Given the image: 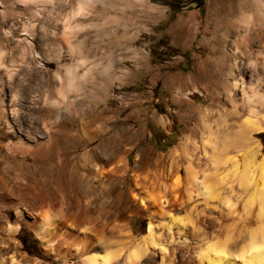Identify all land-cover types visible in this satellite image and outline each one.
Masks as SVG:
<instances>
[{
    "label": "rangeland",
    "instance_id": "rangeland-1",
    "mask_svg": "<svg viewBox=\"0 0 264 264\" xmlns=\"http://www.w3.org/2000/svg\"><path fill=\"white\" fill-rule=\"evenodd\" d=\"M0 112V264H83L72 245L90 236L86 255L121 250L109 263L120 264L150 223L174 241L172 264H205L199 251L229 234L244 247L264 237L253 193L264 157V0H0ZM207 126L245 138L223 158ZM103 144L125 150L131 170L144 158V174L171 154L185 196L175 215L192 224L179 235L161 228L167 218L125 211L131 171L105 190L106 177L80 163ZM193 153L201 184L189 199ZM81 181L96 193L73 194L69 184ZM40 195L54 202L48 213L34 205ZM59 207L84 229L52 244L36 231Z\"/></svg>",
    "mask_w": 264,
    "mask_h": 264
},
{
    "label": "bare ground",
    "instance_id": "bare-ground-1",
    "mask_svg": "<svg viewBox=\"0 0 264 264\" xmlns=\"http://www.w3.org/2000/svg\"><path fill=\"white\" fill-rule=\"evenodd\" d=\"M207 129H208L207 130L208 133L214 137L213 141L212 142L210 141V143H213L214 145L211 148H213L214 151H216L215 149L219 147V146L217 147V144H220V148H221L220 151L221 150L222 151L221 153L219 152V155L223 154L222 155L223 158L227 156V151H229L232 147H236L245 138L244 136H242L241 133H239L237 136L234 137L224 136L220 132H214V131L212 132L209 127ZM82 135L83 134L81 133L80 136L71 135L70 138L74 136L78 138L77 140H79L82 137ZM85 135H96V133H94V131L93 132L91 131ZM49 147L50 146H48L47 148ZM125 152H126L125 150L122 151L119 147L114 148L113 146L103 144L101 146H98L97 148H92L91 150H87L80 157L81 161L80 160L79 161L80 163L83 164V166L89 168L90 171L98 177V179H102L103 177H106L105 181L102 182L105 190H109L111 188L110 183L112 182V179L115 180L124 179L127 173L131 171L130 186L127 189L128 200L126 201V203H124L125 204L124 209H126L125 211H128L129 213H135L137 212L136 207L139 206L138 211L145 212L146 214L149 215V217L152 220L167 218L168 222L162 223L161 225V228L165 229V231L167 232H170L172 227H176L177 233L179 234L180 232L183 231L184 227L186 228L188 227V225L192 224L191 214L189 215L187 214L186 216L184 215L185 216L184 218L175 215L176 211L179 210L181 207H183V204L185 203V196L181 192L183 190H181L182 184L180 177L178 176L179 166L175 164L176 160H174L171 154L169 156L170 159H168L169 163L166 167L163 165L159 166L162 159L159 160L157 159L153 163L155 165V170L153 171V173L144 174L143 168H141V166L144 165V163H146L144 158L139 159V161L136 162L135 164V168L131 170L127 167V163L125 162V160H123V157H121V154ZM201 153L203 155V152ZM199 158L197 157L196 153L191 154V156L189 154L188 161L184 166L186 172V178L190 182L189 183L190 187L185 188V194L189 199L192 197V192H193L192 188L193 187L196 188L198 185L201 184L200 181L199 182L196 181L197 177L191 165L192 161ZM234 165H236V163ZM244 173H246L245 170ZM258 175L259 176L257 178V186L254 189L253 193L256 195L257 198H259L260 211H264V206H263L264 205L263 204L264 203V157H263V161L259 165ZM94 185H95L94 181L93 182L81 181V183L69 184L71 190L73 191V194H75L76 191L81 195H86L84 196L85 199L88 198V196H91L92 194L96 193ZM206 187L207 186L204 185V193H206L205 190L208 188ZM53 203L54 202L52 200L48 201L43 195L42 196L40 195L35 199L34 205L37 206L38 210L45 208L48 213L47 209H53V207H55L53 206ZM84 204L89 206L91 205L89 204L88 200L84 202ZM69 209H67L68 211L64 212V210L61 207H59V209L53 211L51 214V218L46 223L41 224V226L39 225L36 231L37 236L42 240L51 242L52 244L53 243L57 244L59 241H61L66 237L71 238L73 235H71L69 229L73 226H74L73 228L79 226L80 224L79 221H81L83 218H81V220L79 219V221L77 219L78 222H75L76 219L73 218V214L69 212ZM193 218L195 217L193 216ZM61 224L65 227L64 229L66 230L64 232L56 231L58 225ZM82 229H84V226ZM82 229H80V231ZM192 229H193L192 231L194 232L195 230L194 227H192ZM91 231H93L94 233L93 236L94 235L97 236L98 239L103 238L99 232L97 233L96 229L95 230L93 229ZM118 232H123L125 234L124 240H126V243L129 246V244L132 243V238L129 235L127 223H124L121 226V228L118 230ZM154 233H155L154 226L152 225V223H150L149 226L147 227V233L141 239L142 245L132 249L128 247V250L126 251L124 256L125 259H123V262H120V264H144L145 262H150L152 264H155L159 255L161 256L162 259L159 264H172V260H174L173 259L174 249L171 248L170 245L174 241L170 240L169 242L167 241L166 244H164V241H162L160 237L156 238ZM92 238H93L92 236L88 238L76 237L74 240L75 242L72 245L75 249L73 256L84 257L83 260L81 259L83 264H109L110 262L119 261L121 256V250H117V249L116 251H107L100 254L88 253V255H86L85 253L87 252L86 249L88 248V246L90 247V242H91L90 240ZM261 238L263 239L264 237L262 236ZM262 239L259 243L254 238V235H252L250 239L251 241L246 247H244L243 245L237 246L235 243H233V241H231L232 238L231 235L229 234L220 244H216V243L214 244L211 243L210 245L207 244L208 246L203 248L202 251L201 250L199 251L200 252L199 256L203 260H205V264H238L231 260L232 257L233 259H235L236 257V256H232L233 255L232 253L238 251L237 257L239 258L241 264H264V239L263 240ZM118 243L119 242H116L114 245L120 246L121 244ZM102 245L106 247L112 244L103 241Z\"/></svg>",
    "mask_w": 264,
    "mask_h": 264
},
{
    "label": "trees",
    "instance_id": "trees-1",
    "mask_svg": "<svg viewBox=\"0 0 264 264\" xmlns=\"http://www.w3.org/2000/svg\"><path fill=\"white\" fill-rule=\"evenodd\" d=\"M201 3H202V2H199V3H198V6H199ZM170 6H171V5H170Z\"/></svg>",
    "mask_w": 264,
    "mask_h": 264
},
{
    "label": "crops",
    "instance_id": "crops-1",
    "mask_svg": "<svg viewBox=\"0 0 264 264\" xmlns=\"http://www.w3.org/2000/svg\"><path fill=\"white\" fill-rule=\"evenodd\" d=\"M0 114H1V112H0ZM1 117V116H0ZM1 127V126H0Z\"/></svg>",
    "mask_w": 264,
    "mask_h": 264
}]
</instances>
